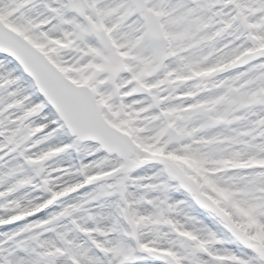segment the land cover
<instances>
[{
	"label": "snow or ice",
	"instance_id": "1",
	"mask_svg": "<svg viewBox=\"0 0 264 264\" xmlns=\"http://www.w3.org/2000/svg\"><path fill=\"white\" fill-rule=\"evenodd\" d=\"M0 264H264V0H0Z\"/></svg>",
	"mask_w": 264,
	"mask_h": 264
}]
</instances>
